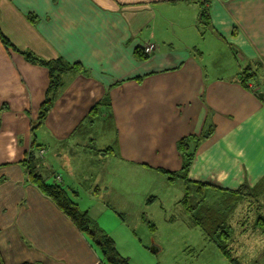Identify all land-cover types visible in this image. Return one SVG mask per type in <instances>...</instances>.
I'll use <instances>...</instances> for the list:
<instances>
[{
	"label": "crops",
	"instance_id": "obj_1",
	"mask_svg": "<svg viewBox=\"0 0 264 264\" xmlns=\"http://www.w3.org/2000/svg\"><path fill=\"white\" fill-rule=\"evenodd\" d=\"M203 4L205 33L197 27ZM0 30L21 51L62 56L90 71L67 77L35 130L48 72L0 40V264H102L99 250L26 181L20 161L34 139L47 151L37 155L53 174L48 182L62 183L56 166L64 168L77 140L66 139L104 97L113 116L97 122L114 130L108 147L121 164L147 167V174L178 170V141L211 132L191 180L236 190L264 176V0H0ZM148 42L154 52L137 59Z\"/></svg>",
	"mask_w": 264,
	"mask_h": 264
},
{
	"label": "rangeland",
	"instance_id": "obj_2",
	"mask_svg": "<svg viewBox=\"0 0 264 264\" xmlns=\"http://www.w3.org/2000/svg\"><path fill=\"white\" fill-rule=\"evenodd\" d=\"M223 56L232 71L231 59ZM114 135L103 121L96 122L89 137L69 142L64 168L58 165L56 170L61 172V185L70 197L114 239L119 253L130 264H230L185 213L180 203L184 196L180 180L170 182L158 172L147 174V167L121 164L113 155L101 157L93 151L108 147ZM40 150L45 156L46 149ZM48 157L51 162H61L52 152ZM45 175L51 181L53 174L45 171ZM259 193L231 215L233 247L243 264H264V234L253 225L257 209L264 215V196L258 189ZM154 194L157 198L147 202ZM215 194L216 205H226L228 195ZM148 222L154 223L155 230Z\"/></svg>",
	"mask_w": 264,
	"mask_h": 264
},
{
	"label": "trees",
	"instance_id": "obj_3",
	"mask_svg": "<svg viewBox=\"0 0 264 264\" xmlns=\"http://www.w3.org/2000/svg\"><path fill=\"white\" fill-rule=\"evenodd\" d=\"M27 19L31 23H36L37 21V17L32 14H28ZM209 25L210 17L208 8L203 4L198 17L197 27L199 31L205 33ZM233 35H235V33H233ZM0 40L5 48L19 53L29 63L39 65L48 72L47 87L44 92L43 100L39 105L37 118L35 124L32 126L33 129L44 124L60 91L69 84L70 80L67 79L69 75L83 74L90 76V71L80 62L70 63L62 56L46 59L39 57L32 51H21L1 30ZM135 54L137 59L148 58L143 48H137ZM245 74L247 77L250 76L247 75V73ZM252 75L255 76L256 73H252ZM243 80L246 82V80L249 81L250 79L245 80L243 78ZM3 110H5L4 106L1 107V111ZM112 116L111 103L108 98L104 97L92 107L85 119L76 127L66 141L69 142V140L72 139L89 136L91 134V129L98 120L103 118L111 119ZM210 135L211 132L203 133L200 136H187L181 138L177 143V148L181 155V167L175 171L161 169V172L166 175L170 182L180 180L183 183L184 196L180 203L185 213L189 216L191 223L202 230L205 238L213 242L219 248L222 255L229 260L230 264H243L242 258L237 256L233 247L234 238L233 227L230 224L231 215L240 205L244 204L248 198L256 199V197L260 195V193L256 194L258 189L264 196V176L255 186L249 187L245 184L236 190H223L208 183L191 180L189 173L197 149ZM41 146L42 145L37 144L33 139L30 149L20 161V165L24 169L26 181L34 185L47 199H49L87 238L90 245L99 250L102 264H130L129 259L119 253L114 239L94 222L87 211L79 207V204L70 197L67 189L62 186L61 183L48 182V177L41 168L42 162L40 157L44 156L42 155L39 157L37 155ZM94 150L98 151L97 154L102 151L97 148ZM104 151L107 156L117 155V152L112 146L103 149V152ZM4 180L5 178H0V183ZM96 190H98V188ZM215 193H219L221 196L224 194L229 196H227L228 202L226 205H216L218 198ZM154 199H156V195H151L147 199V202H151ZM255 213L254 228L264 234V215L260 209H257ZM148 223L149 226L155 230L154 223Z\"/></svg>",
	"mask_w": 264,
	"mask_h": 264
},
{
	"label": "built area",
	"instance_id": "obj_4",
	"mask_svg": "<svg viewBox=\"0 0 264 264\" xmlns=\"http://www.w3.org/2000/svg\"><path fill=\"white\" fill-rule=\"evenodd\" d=\"M144 53L149 56L151 53L154 52L155 50V44L153 42H148L146 43L145 47L143 48ZM39 155L42 156L43 155V151L39 150ZM57 178L60 180L61 178L57 176Z\"/></svg>",
	"mask_w": 264,
	"mask_h": 264
}]
</instances>
